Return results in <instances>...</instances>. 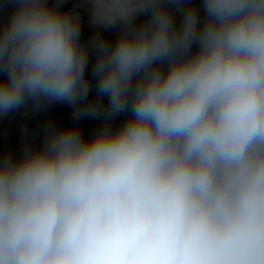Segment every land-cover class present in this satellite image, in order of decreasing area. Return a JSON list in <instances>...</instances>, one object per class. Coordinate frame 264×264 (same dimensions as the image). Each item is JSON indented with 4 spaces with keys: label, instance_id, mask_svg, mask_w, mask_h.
Here are the masks:
<instances>
[{
    "label": "clouds",
    "instance_id": "1",
    "mask_svg": "<svg viewBox=\"0 0 264 264\" xmlns=\"http://www.w3.org/2000/svg\"><path fill=\"white\" fill-rule=\"evenodd\" d=\"M62 4L0 0V117L101 124L0 154V264H264V0Z\"/></svg>",
    "mask_w": 264,
    "mask_h": 264
},
{
    "label": "trees",
    "instance_id": "2",
    "mask_svg": "<svg viewBox=\"0 0 264 264\" xmlns=\"http://www.w3.org/2000/svg\"><path fill=\"white\" fill-rule=\"evenodd\" d=\"M51 2V0H50ZM199 3V0H194ZM81 0H63L62 8L76 10L81 13V39L87 41L92 34L88 24V14L84 8L78 7ZM109 39H114V33H106ZM91 79L90 71L88 72ZM70 106L61 103H52L39 109H21L0 117V154L11 152L18 154L25 142L39 143L42 139L44 126L51 122L57 126L76 124L82 133L88 137L100 126L101 121L93 118L74 120ZM119 116L114 120V125L123 120Z\"/></svg>",
    "mask_w": 264,
    "mask_h": 264
},
{
    "label": "flooded vegetation",
    "instance_id": "3",
    "mask_svg": "<svg viewBox=\"0 0 264 264\" xmlns=\"http://www.w3.org/2000/svg\"><path fill=\"white\" fill-rule=\"evenodd\" d=\"M0 20H2V18H0Z\"/></svg>",
    "mask_w": 264,
    "mask_h": 264
}]
</instances>
